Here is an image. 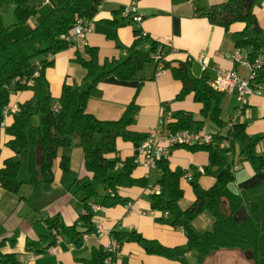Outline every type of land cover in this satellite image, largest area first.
Wrapping results in <instances>:
<instances>
[{
    "label": "trees",
    "instance_id": "trees-1",
    "mask_svg": "<svg viewBox=\"0 0 264 264\" xmlns=\"http://www.w3.org/2000/svg\"><path fill=\"white\" fill-rule=\"evenodd\" d=\"M35 1L13 0L15 22L5 26L2 21L4 0H0V152L2 146L12 152L0 166V188L18 193L23 183L18 179L21 166L18 157L21 152L27 155L29 183L33 186L52 182L53 163L58 150L72 146L81 149L85 169L92 176L76 179L71 186L73 196L83 205L77 222L64 224L58 215L35 220L42 223L49 234L35 239L27 237L23 253L45 254L56 245L59 238L67 244L80 247L83 237L94 233L95 213L92 205L112 207L125 204L128 199L119 195L121 190L149 187L147 178L133 174L137 167L135 157L109 158L110 154L117 152V140L142 142L148 134L133 130L134 119L139 111L135 98L117 120L96 118L87 111V102L97 84L108 77L120 81L138 80L140 87L144 80L154 79L160 68L161 71H170L173 79L180 83L176 100L192 95L194 103L199 105L198 112L202 119H196L192 111H176L168 128L211 134L212 141L209 144L180 148L207 153L208 164L204 167V175L211 176L213 183L204 188L198 182L199 176H194L190 182L194 200L182 207L184 192L180 180L185 171L178 167L170 168L167 160L159 161L156 166L161 172L159 190L151 192L150 206L158 213V222L183 231L185 244L169 247L156 240L146 241L136 231L114 228L109 231V236L116 241L117 248L114 252L104 247L95 248L88 264H107L108 258L114 262L123 244L132 242L141 245L147 254L181 264H207L211 256L226 250L240 251L253 264H264V193L254 198L249 205L231 189L235 176L228 166L230 155L238 149L240 159L247 161L255 172L264 171V153L259 154L256 150V146L264 140V135L251 136L244 124L222 119L223 93L214 90L212 83L204 77L193 75L191 58H169L173 52L169 44L153 39L136 26L132 28L130 45L116 42L117 47L124 52L117 59L100 62L98 49L88 45L84 47L85 57L76 52V62L85 69L90 82L88 87L78 91L74 85L63 83L60 95L53 97L45 70L52 65L56 53L75 44L68 42L65 37L72 35L77 22L90 23L104 0H58L57 5L38 25L29 28L23 36L11 39L8 35L10 28L24 25L36 15ZM128 1L135 4L139 0ZM263 1L224 0L197 9V15L225 31L235 24L243 25L236 45L248 48L249 61L257 57L264 59L263 31L254 13V9L261 6ZM123 12L124 8H118L110 18L101 22L113 28L138 23L133 21L132 15ZM48 55L52 56L51 60L46 59ZM146 69H150L153 76H144ZM259 84H264V65L256 71L253 79V85ZM24 91L31 92V97L18 103L12 111L9 108L11 96ZM5 109L10 112L9 124L3 116ZM34 118L38 120L36 125L32 123ZM207 123L210 124L209 130L205 127ZM60 167L68 171V160L61 159ZM94 183L100 184L101 191L94 187ZM91 199L99 201L89 202ZM205 212L213 219L212 228L197 234L192 229V222ZM241 212L243 218L238 221ZM15 245L14 238L4 237L0 240V264H20L22 253L5 249H13ZM188 253L193 254L194 260L186 259Z\"/></svg>",
    "mask_w": 264,
    "mask_h": 264
},
{
    "label": "crops",
    "instance_id": "crops-1",
    "mask_svg": "<svg viewBox=\"0 0 264 264\" xmlns=\"http://www.w3.org/2000/svg\"><path fill=\"white\" fill-rule=\"evenodd\" d=\"M222 1L224 0H139L135 6L142 19L134 25L113 28L103 24L101 20L110 18L112 12L118 8H127L131 2L104 0L95 18L90 21V31L85 37L73 46L56 53L52 65L45 70L50 94L57 98L61 93L63 83L74 85L79 91L85 90L90 82L86 78L85 69L76 62V52L85 57L84 47L88 45L98 49L100 62L105 59H117L123 56L124 52L117 47L116 42L124 46L130 45L133 26L139 27L153 39L169 44L173 50L169 58L181 60L191 58V70L196 77H204L212 83L219 69L235 70L240 76L247 77L249 66L244 64L251 62L247 58L248 48H241L243 53L241 60L235 59V52L239 48L236 41L243 25L235 24L225 31L197 15V9ZM57 3L58 0H36L34 2L36 15L30 17L24 25L10 28L9 37L15 39L23 36L29 28L38 25ZM12 6L13 4L11 8ZM254 13L264 36V1L261 6L254 9ZM143 75L153 76L150 69H146ZM180 88V83L173 79L168 70L162 71L158 76L155 75L152 80H144L140 87L138 80L120 81L111 76L99 82L92 91L87 102V111L100 120H117L130 101L135 98L139 111L132 127L134 131L143 134L148 133L167 114L170 115L167 119L169 124L176 111H192L196 119H202L198 112L199 105L194 103L192 95L186 96L183 100L175 99ZM31 95L29 91L12 95L9 108L14 110L18 103L28 100ZM221 118L228 122L233 119L234 122L244 124L247 133L251 136L264 135V93L251 94L244 105L239 99L237 90L223 93ZM6 121L7 124L10 123V119ZM32 123L36 125L37 118H34ZM205 127L209 130L210 124L207 123ZM140 144L141 142H125L119 139L116 142L117 152L110 154L109 158L136 157L139 154ZM256 150L259 154L264 153V140L256 146ZM239 154V150L235 149V152L230 155L231 162L228 163L229 168L230 165L237 166V170L233 172L235 180L231 184V189L250 205L252 200L262 193L264 171L255 172L247 161L240 159ZM10 155L12 152L2 146L0 166L3 159ZM61 159L68 160V171L61 169ZM166 160L170 168L178 167L185 171L180 180L184 193L183 182L190 184L184 178L187 173L192 176V180L194 176H199L198 182L204 188L212 185L211 176L197 172L198 167L204 168L208 164V155L205 151L193 152L177 147L171 150ZM21 168L22 162L20 170ZM133 174L136 177L147 178L149 187H132L121 190L119 195L127 198V202L112 207L99 206L95 212V223L100 224L106 231L114 228L136 231L146 241L156 240L169 247L185 244L186 237L182 230L158 222L156 211L154 215H151L153 210L150 206V194L154 191L153 187L158 184L161 176L160 169L158 167L146 169L137 166ZM27 175L21 180L23 183L17 194L0 188V240L4 237L16 239L13 249L9 247L5 249L22 253L19 258L20 264H88L95 248H106L110 244L108 235L97 237L91 233L83 237L80 247L67 244L59 238L54 245L57 247L55 253L49 251L40 255L23 253L27 237L35 239L40 235L49 234L46 227L35 220L58 215L64 224L72 225L77 222L83 205L74 199L71 186L76 179L92 176L85 169L82 151L77 146L58 150L53 163L51 183L33 186L29 183L28 168ZM189 186L188 195L193 201L194 194L191 185ZM192 224L193 229L202 232L211 227L213 219L209 213L205 212L196 217ZM70 246L72 248H69ZM248 258L240 251L226 250L211 256L207 264H253ZM186 259L194 260L193 254L188 253ZM113 264L181 263L158 255L147 254L141 245L132 242L123 244Z\"/></svg>",
    "mask_w": 264,
    "mask_h": 264
},
{
    "label": "built area",
    "instance_id": "built-area-1",
    "mask_svg": "<svg viewBox=\"0 0 264 264\" xmlns=\"http://www.w3.org/2000/svg\"><path fill=\"white\" fill-rule=\"evenodd\" d=\"M125 15L129 14L133 16V21L139 22L140 16L137 13L135 4L131 3L127 8H124ZM90 31L89 22L78 21L74 29L72 30V35L65 37V39L70 42L76 43L82 40L85 35ZM242 49L238 48L235 52V59L237 61L242 59ZM47 60H51L52 56L48 55ZM249 66V75L247 77L240 76L235 70H223L219 69L216 72V77L212 82V88L220 93H230L233 90L238 91V96L243 103L247 102V97L253 93L261 94L264 93V84L253 85V79L256 76V71L261 69L264 65V59L261 57L255 58L249 64H244ZM161 69L158 68L155 73L158 76L161 73ZM13 111V110H12ZM10 112L5 109L3 111L4 119L7 120ZM170 117L167 114L163 119L159 120L157 125L148 131L147 136L140 144L139 154L135 157L134 163L136 166H141L146 169L155 168L159 161L166 160L169 153L173 148L177 147H190V146H202L211 143L212 137L210 133L204 131H189V130H170L168 128L167 120ZM234 120H231L233 123ZM231 171L235 172L237 170L236 165H230ZM197 172L204 174V168L198 167ZM184 178L188 181L192 180V176L187 173ZM154 191L159 190V185L157 184ZM93 212L95 213L99 206H91ZM151 215H154L152 211ZM110 231V230H109ZM109 231L102 228L100 224L95 223L94 234L99 237L103 235L109 236ZM110 237V236H109ZM69 248H72L71 246ZM117 248V243L110 237V244L106 246L108 251H113ZM57 247L53 246L49 249V252L55 253ZM117 256V255H116ZM107 264H113L110 258L106 260Z\"/></svg>",
    "mask_w": 264,
    "mask_h": 264
},
{
    "label": "rangeland",
    "instance_id": "rangeland-1",
    "mask_svg": "<svg viewBox=\"0 0 264 264\" xmlns=\"http://www.w3.org/2000/svg\"><path fill=\"white\" fill-rule=\"evenodd\" d=\"M12 4H13V0H4V5H3V9H2V21H3L5 26H9V25H11V24H13L15 22L14 21V17H13V13H12V8H11ZM74 140H76V139L74 138ZM18 159H19L20 162H22V168H21V170L19 172V179L23 180L24 178H26L28 176L27 175V167H26V165H28L27 162H26L27 161V155L24 152H21L19 157H18ZM191 173H192V175L194 174L193 171ZM187 182H191V181H187ZM189 185L190 184L183 182V187L185 189V193L183 195V199L181 200V206L182 207H186L192 202V199L189 198L188 191H187L188 189H190ZM94 187L98 191H101V186H100L99 183H94ZM261 190H262V193H264V185L262 186ZM74 199L76 200L75 197H74ZM96 201H98V199H93V200L91 199L89 202H96ZM30 218H32V217H30ZM191 226H192V229H193V224ZM211 228H212V225H211V227H208V229L203 230L202 232L210 230ZM193 230L197 234H201L202 233V232L196 231L195 228Z\"/></svg>",
    "mask_w": 264,
    "mask_h": 264
},
{
    "label": "water",
    "instance_id": "water-1",
    "mask_svg": "<svg viewBox=\"0 0 264 264\" xmlns=\"http://www.w3.org/2000/svg\"><path fill=\"white\" fill-rule=\"evenodd\" d=\"M242 218H243V213L241 212L237 220L240 221Z\"/></svg>",
    "mask_w": 264,
    "mask_h": 264
}]
</instances>
